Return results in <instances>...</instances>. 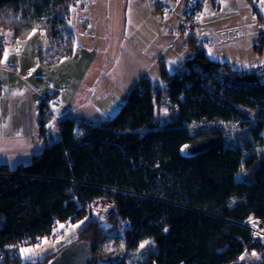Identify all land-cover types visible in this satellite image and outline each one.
Returning <instances> with one entry per match:
<instances>
[{
	"label": "trees",
	"instance_id": "trees-1",
	"mask_svg": "<svg viewBox=\"0 0 264 264\" xmlns=\"http://www.w3.org/2000/svg\"><path fill=\"white\" fill-rule=\"evenodd\" d=\"M78 1L0 0V24L16 39L45 32L49 47L39 48L38 54L42 63L54 64L75 50L69 19ZM156 7L162 10L160 1ZM258 42L256 48L264 54V33ZM189 45L192 57L172 74L161 64L176 107L168 114L160 110V84L145 76L111 118H59L54 140L48 135L53 126L49 101L41 102L35 142L42 139L45 146L28 163L0 164L3 264H46L67 244L42 260L26 259L9 246L37 245L62 225L86 219L72 242H90L94 264H129L124 258L102 256L99 245L112 230L123 234L125 248L154 240L145 264L240 260L252 240L247 219L264 218V150H252L248 136L240 139L245 132L264 139V82L254 70H233L213 60L195 36ZM184 65L187 72L176 77ZM221 121L234 122L236 139L229 125L215 126ZM204 134L220 135L223 142L204 154L184 157L181 146ZM102 197L113 203L108 220L90 207ZM255 264H264V251Z\"/></svg>",
	"mask_w": 264,
	"mask_h": 264
},
{
	"label": "rangeland",
	"instance_id": "rangeland-1",
	"mask_svg": "<svg viewBox=\"0 0 264 264\" xmlns=\"http://www.w3.org/2000/svg\"><path fill=\"white\" fill-rule=\"evenodd\" d=\"M159 1L164 10L157 9L156 3ZM194 1L200 4L199 14L195 13L196 9L191 6ZM125 9H127L129 25L127 28L123 26L122 33L116 39V34L110 29L109 17L110 20L113 17L119 18L120 23L121 18L126 15ZM180 15H185L182 22ZM69 25L76 39L73 54L54 64H45L40 61L38 54L39 48L49 47L45 32L36 30L27 39H16L13 31L6 30L0 24V47H4L0 57V68L12 71L9 73L7 70H0V74L15 86L12 88L14 89L12 100L6 95L8 87L5 90L0 87V103H3L2 106L7 111L4 114L0 111V132L25 134L29 137L28 143L31 142L32 133H39V125L37 127L36 124L38 122L40 124V104L43 100H47L53 118V126L48 135L51 133L54 140H58L62 110L73 106L72 112L67 114L68 117L78 119L88 117L84 111H89L88 108L93 107V104L88 106H79V104L92 95V85L95 81L99 80V84L102 83L100 90L103 95L114 94L115 87L112 80L117 81L121 77L123 79L125 75L130 77L141 75V72L144 75H141L137 83H142L143 77L146 76L153 83L163 85L161 64L166 63L167 69L172 74L177 62L186 55V51L182 50V52L180 49L185 47L182 46L184 41L187 40L189 48L186 49L187 46L185 48L187 53L192 52L189 45L192 36L197 38L199 46L203 47L213 60L226 62L233 70H252L264 66V54L256 48L260 35L264 33V0H186V3L183 0H79L71 7ZM205 25L213 27L214 30L206 29ZM115 26L121 28L122 24L116 23ZM166 30H169L167 33L170 36H159ZM202 30L207 33L203 40L200 38ZM233 30H238L240 35L223 42L215 38L216 33ZM116 40L118 42L115 47ZM167 46L169 47L167 55L160 56V52ZM172 46L174 48H171ZM5 54H7L6 59ZM88 56L93 57V63L89 65ZM155 58L157 59L154 62ZM114 59L116 60L113 62ZM51 86H53L52 90ZM49 95L51 98L48 97ZM100 101L105 106L108 105L107 102L118 101V98L111 95L101 98ZM163 113L169 112L163 111ZM114 114L116 113L111 117ZM100 116L102 119L94 122L111 118ZM233 123L221 121L215 126L229 125L230 134L236 139L237 127ZM262 135L264 138V131ZM247 136L246 143L252 150L257 151L260 148L264 150V139L250 137L247 132L240 139ZM38 141L29 144L30 151L34 147L36 150L41 147L42 150L44 140ZM260 141H263L261 147L258 145ZM47 142L51 141L47 140ZM4 154L0 155L2 159L0 164L8 161L14 166L15 161L20 158L22 162H28L25 157L26 152L24 155L20 152L17 156L8 151ZM241 176L243 175H238V178ZM88 220L64 225L63 231L62 227L61 230L59 229L60 238L44 239L39 244L31 246L29 249L32 252L24 253L25 258L44 259L50 252L77 239L79 231ZM110 233L99 245L104 257L110 255L124 258L129 264H145L147 258L154 252L155 242L152 239L142 241L135 249L125 248L123 234L117 230H112ZM141 244H144L143 248L140 247ZM258 253L259 251L249 250L236 264H255Z\"/></svg>",
	"mask_w": 264,
	"mask_h": 264
},
{
	"label": "crops",
	"instance_id": "crops-1",
	"mask_svg": "<svg viewBox=\"0 0 264 264\" xmlns=\"http://www.w3.org/2000/svg\"><path fill=\"white\" fill-rule=\"evenodd\" d=\"M167 1H170V0H167ZM183 1H184V3H186V0H183ZM121 4H124V3H121ZM162 9L164 10V7ZM125 10H126V15L123 18H121V20H120V23L122 24L121 28H120V26L118 28L115 26L116 23H117V25H120V23L118 22L119 18L113 17L110 20V17H109L110 29H111V31H114L113 33L116 34L115 35L116 39H117L118 35L120 36V33H122L123 26L127 28V26L129 25V19L127 17V9H125ZM184 16L185 15H183V16L180 15V22L183 21ZM130 23H132V22H130ZM205 28L208 29V30H210V29L214 30V28L211 27V26L208 27V26L205 25ZM167 32L169 33V30H166V31L160 33L159 36H161V37L162 36H170ZM117 42H118V40L114 41L115 47H116V43ZM168 46L164 50H162L160 52V56L162 55V56L165 57V55H167V53L169 52V50H168L169 47ZM182 46H185V47H181L180 49H181V51L185 50L186 51V55H185V57L183 59H181L180 61L177 62V64H176L177 66H176V68H174L173 72L176 71L187 59L192 57L193 53L192 52L187 53L188 51L186 50V49H189L188 45H187V40L184 41ZM186 46H187V48H186ZM98 47L100 48V46H98ZM171 48H174V46H172ZM181 51H177V53H181ZM89 52H90V50H89ZM2 54H3V52H2ZM2 54L0 55V57L2 56ZM113 55H114V52H113ZM93 57H94V55H93ZM92 58L88 56V60L87 61L90 60L88 62V65L93 63V59ZM109 58L112 60L111 57H109ZM157 58L154 59V62H155V60ZM115 60L116 59H114L113 62ZM164 65H166V63H164ZM254 69L255 68H253L252 70H254ZM0 70H4L5 71L7 69L0 68ZM7 71H9V70H7ZM140 71H142V70H140ZM144 71H147V70H144ZM10 72H12V71H9V73ZM168 72L171 74V72L169 70H168ZM9 73H5V74H9ZM2 75H4V74H2ZM141 75H144L143 72H141ZM141 75L138 74L136 76H131V77L129 75H125L123 77V79L121 77L120 79H117V81L112 80L111 82H112V84L115 87L113 91H115V92H114V94H111V95L114 96V97L117 96L118 101L107 102L108 105H105V106H103L101 104L100 99L103 98V97L111 96V95H103V92L101 91L102 90L101 89L102 88V83L99 84V82H98L99 80H97V82L95 81L94 84L92 85V89H93L91 91L92 95L87 100L81 101V103L79 104V106H81V105L88 106L89 104H93L92 105L93 107L88 108V109H90L89 111L88 110L84 111V113H86V115H88V117H84V118L91 119V120L95 121V120H98V119H102V116H100V115H105V117H111V115L113 113H117L118 110L120 109L121 105L123 104V102L126 100L128 92L135 86V84L138 82V80L141 77ZM0 76H1V74H0ZM159 84H161V83H159ZM0 87H2L3 90H5V88L8 87V89L6 91V95L12 100L13 99L12 96H13V93H14L13 92L14 89H12V88L15 87L14 84L10 80H5V78H3V76H1L0 77ZM50 89L52 90L53 86H51ZM106 101H107V99H106ZM2 104L3 103H0V111H1V113L2 114L7 113V111L2 106ZM18 104H16V105H18ZM14 108H15V111H16L17 110L16 107H14ZM9 109H10V107H9ZM72 110H73V106L70 109L66 108L65 110H62L61 119L64 118V117H68L67 114L72 112ZM11 111H12V108H11ZM36 125L38 127L39 122ZM34 133H32V139L33 140H31V142L28 143L29 137L27 135H25V134H21V133L20 134H8V133H5V132H0V155H1V153H3V155H5L4 153L7 152V151L10 154H16V156L20 152H23V155L26 152L27 156H25V157H27L26 159H28V162H30L33 154L36 153V152H39V150L41 149V147H40V149L36 150L35 147H34L32 151L29 150V147H28V146H30L29 144L35 142V138L37 137V134H38V133H36V134H34ZM35 143H37V142H35ZM43 145L45 146V142L44 141H43ZM34 151H36V152H34ZM0 159H1V157H0ZM1 161H2V159H1ZM3 163H8L9 164L8 161H5ZM20 163H24V162L21 161V158L19 160L15 161L16 165H18ZM16 165H14V166H16ZM236 263H233V264H236Z\"/></svg>",
	"mask_w": 264,
	"mask_h": 264
},
{
	"label": "built area",
	"instance_id": "built-area-1",
	"mask_svg": "<svg viewBox=\"0 0 264 264\" xmlns=\"http://www.w3.org/2000/svg\"><path fill=\"white\" fill-rule=\"evenodd\" d=\"M191 6L193 9H196L195 13H197L199 11L200 4L197 3L196 1H194L193 4H191ZM201 6H202V3H201ZM197 14H199V12ZM201 32H202V34H201L200 38L203 40L205 38L204 36L207 33L205 30H202ZM239 35H240V32L238 30L223 31L220 33H216L215 38L219 42H223V41H226L228 39L235 38L236 36L238 37ZM187 70H188V67L186 65L182 66L181 69L175 73L176 77L180 78L181 76H183L184 73L187 72ZM254 72L264 82V66H259V67L255 68ZM163 82H164V84L159 85V87H158L163 93L162 98H161V103H160V110L161 111L163 110L165 112L167 111L170 113V112L174 111L176 107L173 106V104L170 102L169 93L167 92L169 79L168 80L166 79ZM104 205H107V206H104ZM112 206H113L112 201H110L107 197H102L98 201L90 203V207L93 209V211L97 214V216L99 218H101L103 220L109 219V216H110L111 211H112ZM246 225L250 228V230L252 232V240H251L249 249H247L245 251V253L249 250L254 251V252L264 251V218H258V217L251 215L247 219ZM60 235H61V232L57 229L53 234H51V236H49L46 239H49V240L57 239V238L61 237ZM30 247H31V245H29V244H26V245H10L9 246V248L12 250L13 253H19V254H24L25 252L23 250L29 249ZM0 264H3L2 260H0Z\"/></svg>",
	"mask_w": 264,
	"mask_h": 264
},
{
	"label": "water",
	"instance_id": "water-1",
	"mask_svg": "<svg viewBox=\"0 0 264 264\" xmlns=\"http://www.w3.org/2000/svg\"><path fill=\"white\" fill-rule=\"evenodd\" d=\"M220 135L204 134L181 146L180 152L184 157L192 158L204 154L214 147L221 145ZM93 246L86 240H79L64 246L53 255L46 264H94Z\"/></svg>",
	"mask_w": 264,
	"mask_h": 264
},
{
	"label": "snow or ice",
	"instance_id": "snow-or-ice-1",
	"mask_svg": "<svg viewBox=\"0 0 264 264\" xmlns=\"http://www.w3.org/2000/svg\"><path fill=\"white\" fill-rule=\"evenodd\" d=\"M6 58H7V54H5V59H6ZM61 227H63V225H62ZM140 247L143 248V247H144V244H141ZM23 251H24L25 253H31V252H32L31 249H24Z\"/></svg>",
	"mask_w": 264,
	"mask_h": 264
}]
</instances>
